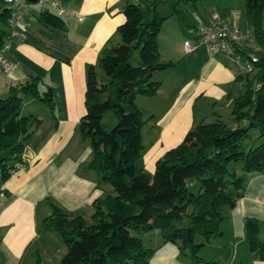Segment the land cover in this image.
Returning a JSON list of instances; mask_svg holds the SVG:
<instances>
[{
  "label": "trees",
  "instance_id": "16d2710c",
  "mask_svg": "<svg viewBox=\"0 0 264 264\" xmlns=\"http://www.w3.org/2000/svg\"><path fill=\"white\" fill-rule=\"evenodd\" d=\"M167 1L125 0L124 20L116 27L119 41L103 47L98 57L106 79L100 80L92 65L86 68L84 113L75 126L91 150L87 166L115 193L93 200L90 223L50 204L42 227L53 231L65 246L58 264H148L154 249L143 246L140 235L150 230H157L162 243L173 244L199 262V250L220 234V208H232L243 194L246 176L263 171L264 142L245 152L242 141L252 127L264 137V55L253 64L252 72L234 77V81L245 80V85L232 99L231 126L220 118L199 122L155 160L152 172L135 164L143 148L140 129L145 120L133 99L154 95L160 82L152 75L172 66L159 60L157 40L166 17L156 7ZM179 1L193 4L197 0ZM243 4L244 28L251 30L254 42L264 50V0H243ZM175 5L170 6L171 14L177 12ZM36 17L43 25L63 26L59 14L49 9L41 8ZM135 50L138 61L133 65L130 59ZM40 82L39 75L31 76L0 97V185L25 164L23 153L39 124L35 115L21 114L23 101L34 98L53 111L51 88L39 91ZM107 110L114 113L116 122L104 131L100 121ZM236 161H242L238 174L227 169L228 163ZM188 181L198 182L196 193L188 190ZM244 230L249 251L263 259L264 222L245 218ZM196 235L203 242L194 243ZM34 264L42 263L36 257Z\"/></svg>",
  "mask_w": 264,
  "mask_h": 264
},
{
  "label": "crops",
  "instance_id": "0c3cea01",
  "mask_svg": "<svg viewBox=\"0 0 264 264\" xmlns=\"http://www.w3.org/2000/svg\"><path fill=\"white\" fill-rule=\"evenodd\" d=\"M62 5L79 15L80 20L66 14V18L59 15L63 21L61 28L43 25L37 20L36 11H28L25 5L23 19L27 28L23 38L11 40L2 52L13 67L8 75L0 71V97L7 94L9 87H17L29 77L39 75L38 90L51 88L54 107L51 113L34 98L25 99L21 106V114L35 115L39 124L23 153L25 164L0 185V264H19L30 247H34L33 256L40 257L46 239L59 240L53 231L42 227L43 218L50 213V204L67 214L86 215L92 211L93 200L103 193L99 175L87 166L90 147L75 125L84 113L86 68L92 65L95 70L101 49L116 41V27L124 20L125 0H62ZM209 18L199 20L204 22ZM192 46L188 53L183 52L182 45L175 47L185 55L180 57L182 69L199 62L192 75L178 85L158 121L151 125L157 128L158 135L156 148L148 153L144 162L147 171H153L155 160L178 144L187 130L203 122L202 118L194 116L192 107L196 98L205 95L211 75L215 71H224L225 79L234 75L233 68L227 71L221 65L226 56L208 52L197 39ZM161 62H171L168 69L174 68L171 58ZM162 71L164 69L152 75L157 76L153 79L160 82L159 88ZM9 80L13 85L8 86ZM136 96L133 102L140 108V99ZM212 114V121L220 118L216 112ZM229 121L232 125V118ZM220 213L223 216L219 222L220 234L199 250L201 261L193 262L188 257L190 261L184 259L180 264H209L211 261L214 264H264V258L258 259L249 251L244 230L245 218L264 222V168L246 176L242 196L232 208L222 206ZM50 232L54 235H49ZM262 232L260 229L259 238ZM199 242H203V238ZM153 249L148 264H170L181 255L173 244L161 241ZM64 252L60 246L55 261H59Z\"/></svg>",
  "mask_w": 264,
  "mask_h": 264
},
{
  "label": "rangeland",
  "instance_id": "374dc122",
  "mask_svg": "<svg viewBox=\"0 0 264 264\" xmlns=\"http://www.w3.org/2000/svg\"><path fill=\"white\" fill-rule=\"evenodd\" d=\"M175 3L177 12L171 14L170 6L171 4ZM26 6L28 11H34L32 13H35V11L37 13L40 8H46L50 10L48 6H42L36 2H29L26 4ZM156 8L157 13L160 16L166 17L163 19L157 35L159 44L158 49L160 54L159 60L162 61L167 58H171L174 68L171 70L167 68L168 70L164 69L165 72H161L163 81L160 88H158L157 94L149 97L144 95L136 96L139 97L138 99H140L139 106L142 109V117L145 122L140 129V139L143 148L141 155L135 161V164L142 166L143 170L145 171H147V168L144 166V162L147 159L148 153L154 151L156 148L154 143L155 138L158 135L157 128L153 129L151 125L158 121L167 104L175 95L178 85L186 81L192 75L194 72L193 70H195V67L199 62V60H197L190 68L182 69L183 64L180 60V57L185 55L180 49V52L175 50L176 46L179 45L180 47L182 45L183 40L189 42L190 45H193V42L197 39L196 36L189 31V27L193 26L196 22L194 13L201 20H206L209 16V19L212 17H221L223 20H227L235 25H238L240 28H244L243 0H197L193 4L185 3L179 0H168L167 2L158 3ZM55 12L61 17L66 18V14L58 13L57 11ZM248 31L249 38L246 41L245 48L256 58L263 56L264 50L254 42L251 30L248 29ZM115 36L117 39L116 41H113L111 45L119 41L117 33H115ZM205 49L207 50L206 47ZM207 51L209 52V50ZM137 61V52L135 50L132 53L130 62L131 64L136 65ZM221 65L225 66L227 71L228 68H233L235 70L234 75L230 77V79H225L227 76L225 75L224 71H215L209 79L210 85L204 89L205 95L194 100L195 102L192 107V112L195 117L202 118V121L205 123L210 121L212 122L214 118L212 112H216L228 126H231V121H229L231 118L229 111L232 104V99L243 92L245 80L242 79L240 81H234L235 75L240 73L237 61L233 62L230 59H226L224 61L222 59ZM95 70L97 72L98 78L104 81L106 78L99 66H96ZM155 77L157 76H153L152 78ZM228 103L230 104L229 106H227ZM115 122L116 118L114 113L111 110L105 111L100 121L102 130H110ZM84 142L88 145L86 140H84ZM261 142H264V137L258 136L257 128H249L247 130V137L242 141L243 150L246 152L249 147H254ZM241 165L242 161L230 162L227 165V169L229 172L234 171L238 174L241 172ZM186 186L188 190L196 193L198 182L188 181ZM100 187L103 188L102 196L106 194L113 195L115 193L113 188L105 181H100ZM90 214L86 213V215H81L87 223H90ZM183 222L186 223V220L183 219ZM49 235H54V233L50 232ZM140 237L142 239L143 246L148 248H154L161 241L157 230L145 232L141 234ZM200 240H202V236L196 235L194 237V243H198ZM54 242L48 239L44 241L43 249L39 253L40 257L39 255L36 256L39 258L42 264H58L60 261V259L59 261H55L54 258L59 251V247L62 246L65 249V246L60 240H54ZM33 248L34 247L28 248L19 264H34L35 256L32 254ZM184 259L185 261H190L188 255L181 253L179 258L173 259L170 264H180V262H183Z\"/></svg>",
  "mask_w": 264,
  "mask_h": 264
},
{
  "label": "built area",
  "instance_id": "2783aa9c",
  "mask_svg": "<svg viewBox=\"0 0 264 264\" xmlns=\"http://www.w3.org/2000/svg\"><path fill=\"white\" fill-rule=\"evenodd\" d=\"M29 2L46 5L58 13L74 15L80 20L79 15L73 14L63 7L62 0H0V71L6 75L9 74L13 66L3 57L2 52L8 47L11 40L20 41L23 38V33L27 28L23 15L26 12L25 5ZM194 18L196 22L189 27V31L196 36L199 44L205 46L211 53L222 54L233 62L237 61L240 73L252 72L253 64L257 62L258 58L247 50L241 53V49L245 48L249 38L248 29L240 28L221 17H212L203 22L194 13ZM192 49L193 46L189 42L183 41L182 50L184 53H188ZM11 84L12 82L9 80L8 86ZM258 85L259 83L255 84L256 87ZM1 198L0 194V204Z\"/></svg>",
  "mask_w": 264,
  "mask_h": 264
},
{
  "label": "water",
  "instance_id": "95a60500",
  "mask_svg": "<svg viewBox=\"0 0 264 264\" xmlns=\"http://www.w3.org/2000/svg\"><path fill=\"white\" fill-rule=\"evenodd\" d=\"M29 1H34V0H29Z\"/></svg>",
  "mask_w": 264,
  "mask_h": 264
}]
</instances>
